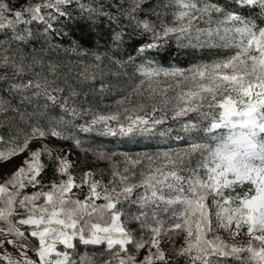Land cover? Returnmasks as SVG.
<instances>
[{
    "label": "snow or ice",
    "instance_id": "6c2138e0",
    "mask_svg": "<svg viewBox=\"0 0 264 264\" xmlns=\"http://www.w3.org/2000/svg\"><path fill=\"white\" fill-rule=\"evenodd\" d=\"M233 3L238 10L218 0H157L147 8L149 0H25L17 8L0 0V128L9 129L7 140L0 135V164L27 153L0 183V264H173L162 248L165 237L184 264H228L229 258L264 264V155L256 157L261 166L240 167L214 147L229 125L264 133V26L240 14L258 9L264 20V0ZM66 21H83L94 49L74 39L67 47L55 42L70 37ZM137 38L143 42L135 55L118 59L116 52H126ZM172 40L181 49L228 53L187 69L148 57ZM105 43L110 64H133L139 77L111 112L88 99L102 100L112 88L105 78L120 75L104 64L99 49ZM60 53L77 59H48ZM55 109L59 115L50 114ZM169 120L170 126L158 127ZM79 134L158 137L169 146L133 155L85 147ZM49 139L71 141L106 161L110 179L105 183L103 170L101 179L89 170L77 181L69 155L50 147ZM185 140L187 147L170 145ZM33 141L40 146L32 149ZM49 168L58 179L46 182ZM85 186L81 200L74 190ZM238 187L244 189L239 194L228 191ZM133 223L137 229L129 227ZM233 226L231 239L247 235V245L214 234ZM80 246L102 250L81 253Z\"/></svg>",
    "mask_w": 264,
    "mask_h": 264
},
{
    "label": "trees",
    "instance_id": "16d2710c",
    "mask_svg": "<svg viewBox=\"0 0 264 264\" xmlns=\"http://www.w3.org/2000/svg\"><path fill=\"white\" fill-rule=\"evenodd\" d=\"M85 2H87V0H85ZM157 2V0H149V4H146L144 7H151L152 5H154ZM219 3L222 4V6L228 8L229 10H238L237 6L233 3V0H218ZM75 5H72L71 8L75 9ZM16 8V7H13ZM112 11H115V9H112ZM258 9H248L245 8L243 9V11L240 13L248 18H252L255 20V22L257 23L258 26H264V20L260 19V17L258 16ZM74 15H77V13H73ZM141 17L143 18L145 16L144 13L140 14ZM152 20H156L155 16H151L149 17ZM158 22V21H157ZM66 23L68 24V30L70 31V37H65L63 39H57L55 42H59L61 43L63 46L67 47L71 41L77 40L80 42V44L86 48V49H94L95 45H94V41H93V36L88 34V29H87V25L83 22H74V21H66ZM57 27H59V25H56ZM100 27L103 29L104 28V24L101 23ZM147 37H144V40H146ZM143 41L139 38L136 39L134 44H130L127 48V51L125 52L123 49L119 50L116 52V57L118 59H120L122 62H126L127 57L129 54L135 55L134 53V47L136 44L142 43ZM99 51L101 53H106L105 55V59H104V64L105 65H109V67L112 69V71H117L118 70V66L116 64H110L109 60L107 59L108 55H111V52H107V45L106 43L104 44V47L100 48ZM225 52H227L226 49H216V48H204V49H192V48H177L176 43L173 41H169V43L165 46V49H163L161 52L156 53V52H149L147 53L149 58H153L155 59V61L164 66V67H170V66H178L181 68H185L188 67L191 64H195L197 62H208L211 61L215 58H218L222 55H225ZM48 59H59V60H76L77 57L75 56H65L63 53H60L59 56H57L56 54H52L51 56L48 57ZM82 59H89V57H84ZM142 60V58H137L136 62L140 63ZM128 65V63H125ZM124 66L126 67L127 65ZM129 68V67H128ZM85 91H87V87H85L84 89ZM89 100H91L90 96L88 97ZM95 103V102H94ZM169 125H164V127H167ZM202 126H207V122L204 123V125ZM7 133H9L8 127L5 126L3 128H0V135H3L4 138L7 137ZM87 135V134H86ZM197 135L201 136V137H207V134L203 133V132H198ZM88 140L90 144L93 145H102L104 148L106 149H112V150H117V151H138L141 149H153L156 148L158 146H165L166 144H161L159 143V138H155V137H146V136H136L134 138V140H130L128 138H120V137H97V136H88ZM55 141L52 140H47L46 143H48V145L50 147L56 148V149H62L64 150L68 155H69V159L70 161H72L73 167L75 165H77L78 161H77V157L75 152L72 150V148L69 145H62V143H65L66 141L63 140H57L54 139ZM207 139H202L201 141H205ZM70 141H67L66 143H68ZM171 143H179V144H188V141H181V142H170ZM40 146V143L38 144L37 147ZM1 166V165H0ZM19 165L17 164H13V163H9V164H5V166H1L0 169H2V172H0V183H3L5 180V176L3 175V173H11L13 171H15V169L18 167ZM72 167V168H73ZM71 168V172L73 173ZM89 170L94 171L96 173L95 178L96 179H101V172L99 170H103V180L105 183H107V181L110 179V175L109 173L104 169V168H95V167H90ZM43 179L46 182H50L54 179H58L57 177L54 176L53 171L51 168L48 169V171L44 174ZM81 179V178H80ZM80 179L77 178V181H79ZM47 190V189H45ZM32 191V189H28V192L30 193ZM77 195L79 196V198L81 200L84 199V195L87 193L88 188L85 186L82 190L81 189H75L74 190ZM99 203H103V201H99ZM124 207H128L127 205H124ZM132 212L136 211L135 206H133L131 209H129ZM130 228L132 229H137V224L133 223L129 225ZM183 239H181V241L176 242V247L179 248L181 243H182ZM165 251H168L170 256L173 259V264H184V260L181 258L178 261L175 259L174 256V250H171V246L170 245H166L162 247ZM92 250H102L101 248L97 247V248H92L89 247L87 249H85L83 246L79 247V252H91ZM145 255V251L141 250L139 253V257L140 259L143 258V256ZM228 264H236V261L232 260L231 258H229L228 260Z\"/></svg>",
    "mask_w": 264,
    "mask_h": 264
},
{
    "label": "rangeland",
    "instance_id": "374dc122",
    "mask_svg": "<svg viewBox=\"0 0 264 264\" xmlns=\"http://www.w3.org/2000/svg\"><path fill=\"white\" fill-rule=\"evenodd\" d=\"M7 2L10 4L11 7H16L17 8L21 4H23L25 2V0H19V2H16V0H7ZM168 11H171V9H169ZM167 19L171 20V16H168ZM172 41L175 42L174 40H172ZM227 53H228V50H227V52H225V54H227ZM211 61H208V62H211ZM198 63H202V62H197L195 64H198ZM136 64H139V63L136 62ZM125 65H127V64H125ZM191 65H193V64H191ZM191 65H189L188 67H190ZM188 67H185V69H187ZM114 72H119L120 75L119 76L108 75L105 78V81L108 82L112 86V88H111L110 92H108L107 94H105L103 96L102 100H101L100 96H96L95 98H93L90 95V98H91L90 101H93V106L99 108L103 112L114 111L115 109H114V107H112L114 102L116 100L120 99L121 97L128 95V93L131 92L132 85L139 82V77H138L137 74H135V65H133V64H128L126 67L124 66L122 68L118 67V70L114 71ZM161 79H163V78H161ZM169 82H171V81H169ZM99 83H100L99 80L93 82L94 86H96V87L99 86ZM162 86H166V84H164ZM131 99H132L133 104H135L136 101L138 100V97L134 95V96H132ZM104 105H108V107H104ZM50 114L59 115V109H55ZM79 122L80 121H77V123H79ZM166 124L170 126L171 121L169 120L168 122L165 123V125ZM158 127L163 128L164 125L158 126ZM79 135L81 136V139H83V140H85L87 142L85 144V147H87L88 144H90L87 135L86 134H79ZM259 135L262 138H264V133H260ZM88 136H90V135H88ZM155 138H158V137H155ZM7 139H8V135L5 138V140H7ZM49 140L55 141L54 139H49ZM66 142L62 143V145H64V146L65 145H69L72 148V150L75 152L76 157H77L78 163H77V165H75L72 168L73 174L76 176V178H78V179L82 178L83 173L86 172V171H89L90 167H95V168H100V169L104 168L109 173V167H108V163L106 161H98V160H96V158L90 152L89 153L81 152L79 149L74 147V145H73V143L71 141L68 142V143H66ZM200 142L212 143L211 139H207L205 141H200ZM39 143H40L39 141H33L31 143L30 147L32 149H36ZM170 145L172 147H187L188 144H185V143H183V144L171 143ZM168 146H169V144H166L164 147L160 145V146H158L156 148H153V149H141V150H138V151H120V152H126V153L133 154V155L136 154V153H145V152H147V153H155L160 148H166ZM2 147H3V145H0V148H2ZM106 150L117 151V150H112V149H106ZM26 155H27V153L19 155V156L15 157L14 159H12L10 161V163H13V164H16V165L17 164L20 165L22 163V161L24 160ZM117 159H119V157H117ZM5 164H9V163H3V164H0V165L3 167V166H5ZM109 175H110V173H109ZM242 190H244V189H241V188L238 187L237 189L228 190V191L232 192L233 194H239ZM234 230H235L234 226L228 232H224V231L220 230L219 228H217L216 229V233H214V234L221 235L223 237V239L228 244L247 245V242L250 239V237L247 236V235H241V236L237 237L235 240L231 239V233ZM181 239H183V233H181L180 237L176 239V242L181 241ZM164 241L165 242L162 244V247L166 246V245H170L167 242V238L166 237L164 238ZM256 246L259 247L258 244ZM9 251H14V250L10 248ZM78 251H79V249H78ZM93 251H97L98 252V251H101V250H92L91 252H93ZM81 253H83V252H81Z\"/></svg>",
    "mask_w": 264,
    "mask_h": 264
},
{
    "label": "clouds",
    "instance_id": "9594fccd",
    "mask_svg": "<svg viewBox=\"0 0 264 264\" xmlns=\"http://www.w3.org/2000/svg\"><path fill=\"white\" fill-rule=\"evenodd\" d=\"M214 147L237 166L259 167L256 157L264 155V138L259 134L253 135L248 126L229 125L218 132Z\"/></svg>",
    "mask_w": 264,
    "mask_h": 264
}]
</instances>
